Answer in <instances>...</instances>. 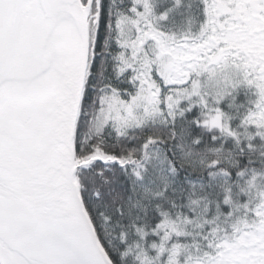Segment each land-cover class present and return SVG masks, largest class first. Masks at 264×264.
<instances>
[{"label": "snow or ice", "instance_id": "1", "mask_svg": "<svg viewBox=\"0 0 264 264\" xmlns=\"http://www.w3.org/2000/svg\"><path fill=\"white\" fill-rule=\"evenodd\" d=\"M0 264H264V0H0Z\"/></svg>", "mask_w": 264, "mask_h": 264}]
</instances>
